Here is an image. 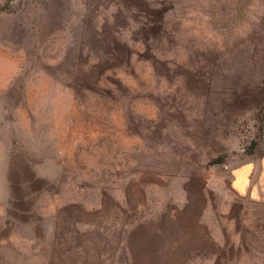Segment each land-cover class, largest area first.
Listing matches in <instances>:
<instances>
[{"label": "rangeland", "instance_id": "obj_1", "mask_svg": "<svg viewBox=\"0 0 264 264\" xmlns=\"http://www.w3.org/2000/svg\"><path fill=\"white\" fill-rule=\"evenodd\" d=\"M253 161L264 0H0V264H59L67 242L68 264H94L99 233L76 250L64 208L128 176L163 184L158 213L189 202L193 264H264V198L230 184ZM36 175L53 191L30 193Z\"/></svg>", "mask_w": 264, "mask_h": 264}, {"label": "crops", "instance_id": "obj_2", "mask_svg": "<svg viewBox=\"0 0 264 264\" xmlns=\"http://www.w3.org/2000/svg\"><path fill=\"white\" fill-rule=\"evenodd\" d=\"M170 175L157 173V178L166 180ZM33 191L43 193L53 191L51 186L56 182H50L47 177L36 175L34 177ZM143 177L128 176L122 181L110 185L107 198L88 207L84 202L74 200L66 209L71 217V222L66 225V233L71 231L70 239L74 242V248L78 250V236L86 228H91L94 233H99L101 243L95 246L94 264H193L195 257L203 254L202 250H192L193 237L180 232V217L185 213L188 201L183 206L179 202L158 213L157 209L147 207L148 193L151 188H163V184ZM231 188L234 193L247 201H260L264 198V161L261 165L256 162H244L235 167L231 172ZM28 192V193H29ZM201 189V195H205ZM263 195V196H261ZM202 206V204H201ZM202 208V207H201ZM74 214V215H73ZM172 220L176 227L165 225ZM92 216V217H91ZM92 218L91 222L85 219ZM198 214L197 219L198 221ZM68 220V218H67ZM200 223V222H199ZM63 233V231H62ZM59 238V233L57 232ZM61 237V235H60ZM67 240L69 237L67 235ZM197 242V241H196ZM68 242L62 245L60 250L61 262L68 264L63 249L67 250ZM65 262V263H64Z\"/></svg>", "mask_w": 264, "mask_h": 264}]
</instances>
